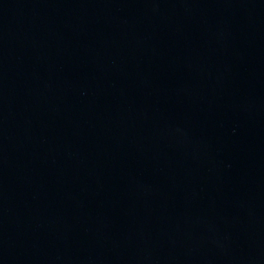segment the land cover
Here are the masks:
<instances>
[{"label":"water","instance_id":"95a60500","mask_svg":"<svg viewBox=\"0 0 264 264\" xmlns=\"http://www.w3.org/2000/svg\"><path fill=\"white\" fill-rule=\"evenodd\" d=\"M0 264H264V0H0Z\"/></svg>","mask_w":264,"mask_h":264}]
</instances>
